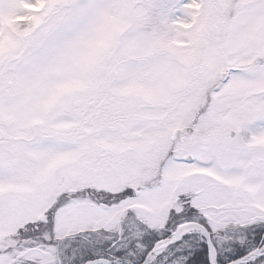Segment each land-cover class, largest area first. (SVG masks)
<instances>
[{"label":"snow or ice","instance_id":"1","mask_svg":"<svg viewBox=\"0 0 264 264\" xmlns=\"http://www.w3.org/2000/svg\"><path fill=\"white\" fill-rule=\"evenodd\" d=\"M0 264H264V0H0Z\"/></svg>","mask_w":264,"mask_h":264}]
</instances>
